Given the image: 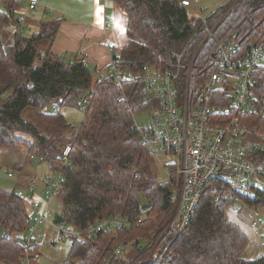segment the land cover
Segmentation results:
<instances>
[{
  "label": "trees",
  "instance_id": "obj_1",
  "mask_svg": "<svg viewBox=\"0 0 264 264\" xmlns=\"http://www.w3.org/2000/svg\"><path fill=\"white\" fill-rule=\"evenodd\" d=\"M112 1L127 17L126 44L119 53L110 46L111 58L122 70L140 72L147 65L171 68L184 48L188 50L184 62L189 61L207 31L224 15L213 37L204 42L197 62L204 50L209 51L216 40L233 30L246 50L264 39V0H223L204 15V22L200 16H190L181 0ZM20 4L21 0H0V149L27 146L23 163L13 167L19 174L36 159L46 162L52 175L62 174L64 192L55 196L61 206L52 217L54 223L84 229L88 223L110 216L134 222L129 229L104 231L84 242L71 240L61 264H141L151 235L157 239L163 234L171 209L170 184L152 174L153 160L139 144L126 108L127 103L133 109L141 107L140 86L125 83L126 101H118L120 91L103 78L108 68L104 75L75 54L51 52L63 18L42 20L37 31L24 35L22 23L15 17ZM7 26H12L13 32L4 45L11 35ZM253 82L257 94H263L264 64ZM84 98L88 99L87 111L74 129L58 110L81 108ZM54 105L58 110L47 112ZM27 108L36 110V124L24 119ZM248 119L264 134V117ZM68 143L69 164L63 166L62 150ZM261 156L264 158V150ZM214 199L215 194L206 189L184 233L176 238L165 234L159 243L160 255H151L142 264H264V254L253 260L241 256L248 236L226 219L224 209L216 207ZM141 201L150 202L152 208L147 219L137 223ZM247 202L264 209V192ZM29 221L22 198L14 190L0 188V264H18ZM137 236L146 243L138 242L128 261L114 256L116 245Z\"/></svg>",
  "mask_w": 264,
  "mask_h": 264
},
{
  "label": "built area",
  "instance_id": "obj_2",
  "mask_svg": "<svg viewBox=\"0 0 264 264\" xmlns=\"http://www.w3.org/2000/svg\"><path fill=\"white\" fill-rule=\"evenodd\" d=\"M28 2L27 7L20 6L18 20L22 25L26 19L23 12L35 10L38 5L36 0ZM181 4L190 6L191 1L181 0ZM200 17L204 22L205 16ZM212 30L207 31L206 40L213 37ZM205 39L187 62L184 59L188 50L182 49L171 68L147 65L142 71L133 72L122 70L112 60L103 77L120 91L118 101H126L125 83L140 86L141 107L133 109L127 103L126 108L139 144L166 173V178L159 181L170 184L171 214L163 234L157 239L151 235L154 242L150 240L143 262L151 255H160L159 243L165 234L176 238L184 233L206 189L215 194L216 207L228 211L256 207L250 206L247 200L264 192V158L261 156L264 134L248 119L264 117V93L257 94L253 82L256 71L264 64V39L246 50L237 31L233 30L216 40L209 51L204 50L205 55L197 62ZM87 107L88 99L84 98L83 115ZM55 108L51 107V110L55 112ZM140 115H143L142 119H138ZM69 125L77 129L73 123ZM70 150L71 143L62 150L63 166L69 164ZM6 176L14 178L13 171L7 169ZM62 180V174L56 173L41 181L43 202L35 196L33 181L26 184L25 192L21 188L14 190L25 202L30 220L21 239L18 264H41L39 245L45 227L53 230L57 240L84 242L98 233L116 232L133 225V221L121 216L90 222L84 229L48 221L46 211L49 202L64 192ZM151 208L147 201L138 204L137 223L147 219ZM248 217L251 218L250 227L261 230V244L264 246V220L255 219L253 213ZM140 237L116 245L114 256L125 261L128 251L146 243Z\"/></svg>",
  "mask_w": 264,
  "mask_h": 264
},
{
  "label": "rangeland",
  "instance_id": "obj_3",
  "mask_svg": "<svg viewBox=\"0 0 264 264\" xmlns=\"http://www.w3.org/2000/svg\"><path fill=\"white\" fill-rule=\"evenodd\" d=\"M38 5L35 10L32 11H24L25 13V22L22 30L24 35H30L32 32L37 31V24L42 20H48L53 18H62L64 17L61 12L57 11V9L53 8L50 5H43L41 0H36ZM191 4L187 7V10L190 16H204L209 14L211 11L215 10V8L223 2V0H190ZM59 2V0H57ZM28 0H21V5L27 7ZM20 6L18 11L16 12V18L21 13ZM1 8V7H0ZM121 9V8H120ZM122 10V9H121ZM51 11V12H50ZM70 18V17H68ZM72 19V18H71ZM5 29L11 33L9 39L4 40V45L10 42L13 32L12 26H7ZM101 74L105 75V71H100ZM98 75L94 76V80ZM56 111L58 110L57 106ZM50 107V109H51ZM66 119L68 123H73L74 127H78L83 118V112L81 108L75 106H65L60 107L58 110ZM47 112H54L53 110L47 109ZM25 120L30 121L36 124V110L34 108H27L23 114ZM143 115L138 116V119H142ZM24 137L26 142L30 141V138L27 135L21 134ZM27 152V146L25 144L19 145L16 149H0V188L7 190H16L17 188H21L25 192L26 184L33 181L36 188V198L43 202V195L40 194L39 189L41 188V181L47 179L48 176H52V173L48 169V165L46 162L41 160H35L32 163L28 164L22 173L15 172L13 167L16 165H20L23 163L25 155ZM152 166V174L158 180H164L166 178V173L163 168L159 166L157 162ZM10 169L14 173V178H8L6 176V170ZM19 180L21 182L19 183ZM61 203L60 200L56 197H53L48 204L46 211V218L48 221H52V217L55 212H58L60 209ZM223 209V207H222ZM225 217L229 221L237 224L248 236V242L244 247L241 256L246 259L253 260L258 256L264 254V246L261 244L262 242V233L258 228H251L250 222L251 218L248 217V214L253 213L255 219L259 221L264 220V209L260 207H253L252 209H239V210H225ZM138 237V236H137ZM143 244V243H142ZM141 244V245H142ZM71 245V240H57L54 236V232L50 227H45L43 231V238L40 241L39 252L42 256L40 263L41 264H61L63 260L66 258L69 248ZM133 249L127 252L126 260L130 257ZM121 260V259H119ZM123 261V260H122ZM124 261V262H125Z\"/></svg>",
  "mask_w": 264,
  "mask_h": 264
},
{
  "label": "crops",
  "instance_id": "obj_4",
  "mask_svg": "<svg viewBox=\"0 0 264 264\" xmlns=\"http://www.w3.org/2000/svg\"><path fill=\"white\" fill-rule=\"evenodd\" d=\"M41 1L64 16L51 52L55 55L75 54L96 71H106L112 61L110 46L119 53L127 42V17L120 7L112 0Z\"/></svg>",
  "mask_w": 264,
  "mask_h": 264
},
{
  "label": "water",
  "instance_id": "obj_5",
  "mask_svg": "<svg viewBox=\"0 0 264 264\" xmlns=\"http://www.w3.org/2000/svg\"><path fill=\"white\" fill-rule=\"evenodd\" d=\"M225 16H226V15H224V16L221 18V20L217 23V25L213 28L212 31H214V30L219 26V24L222 22V20L225 18ZM205 40H206V39H205Z\"/></svg>",
  "mask_w": 264,
  "mask_h": 264
}]
</instances>
